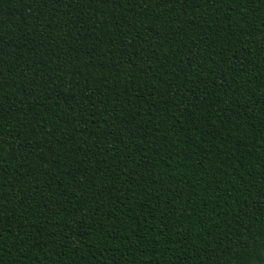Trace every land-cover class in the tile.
Wrapping results in <instances>:
<instances>
[{"label": "trees", "instance_id": "trees-1", "mask_svg": "<svg viewBox=\"0 0 264 264\" xmlns=\"http://www.w3.org/2000/svg\"><path fill=\"white\" fill-rule=\"evenodd\" d=\"M0 264H264V0H0Z\"/></svg>", "mask_w": 264, "mask_h": 264}]
</instances>
